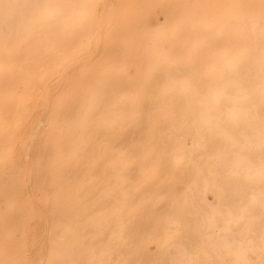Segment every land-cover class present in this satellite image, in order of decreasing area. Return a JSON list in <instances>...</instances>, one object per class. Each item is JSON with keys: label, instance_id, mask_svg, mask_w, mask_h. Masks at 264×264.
<instances>
[{"label": "bare ground", "instance_id": "bare-ground-1", "mask_svg": "<svg viewBox=\"0 0 264 264\" xmlns=\"http://www.w3.org/2000/svg\"><path fill=\"white\" fill-rule=\"evenodd\" d=\"M74 2L0 0V264H28L33 209L38 264H264V47L173 44L168 0L116 28Z\"/></svg>", "mask_w": 264, "mask_h": 264}, {"label": "rangeland", "instance_id": "rangeland-1", "mask_svg": "<svg viewBox=\"0 0 264 264\" xmlns=\"http://www.w3.org/2000/svg\"><path fill=\"white\" fill-rule=\"evenodd\" d=\"M74 1L73 6L82 8L78 0ZM168 3L169 35L173 44L231 45V49L240 48L241 45H244L242 47L247 45L248 47L258 45L264 47V0H168ZM86 8V13L91 16L90 19H93L92 21L97 27H100L101 24L102 28H116L119 24L124 23L129 24L126 27H131L134 20V0H88ZM255 36L260 39L256 40ZM25 128L26 125L23 122L21 127L14 132L20 136L27 135L28 128ZM17 146L18 140L13 147V155L18 150ZM24 161L25 165L30 162L28 158ZM21 194L26 196V190H21ZM209 201H211V198H209ZM87 208V216H90L92 210L86 206L85 209ZM32 211L34 214L33 220L23 229L24 238L26 239L24 258L28 264H38L39 259H43L49 250L47 244L49 231L48 228L44 231L39 224L41 220L39 209H33ZM11 220L14 221L12 218ZM83 220L87 222L85 215L80 216L79 227H81V223L85 222ZM94 224L92 229L88 228V223L85 224L87 227L82 224L84 229L80 228L82 232H79V235L81 234L80 236L83 238L86 237L84 238L85 242L91 240V242L98 244L102 241L103 225L101 222L97 224L94 222ZM56 227L59 230L62 226L56 225ZM85 242L83 241V244Z\"/></svg>", "mask_w": 264, "mask_h": 264}]
</instances>
